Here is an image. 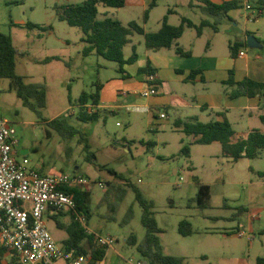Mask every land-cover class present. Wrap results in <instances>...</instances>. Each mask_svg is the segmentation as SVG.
Listing matches in <instances>:
<instances>
[{
  "label": "rangeland",
  "instance_id": "1",
  "mask_svg": "<svg viewBox=\"0 0 264 264\" xmlns=\"http://www.w3.org/2000/svg\"><path fill=\"white\" fill-rule=\"evenodd\" d=\"M12 1L0 0V31L10 34L19 50L17 73L29 83L45 86L47 104L38 116L11 89V80L0 78V117L15 127L16 148L28 151L32 166L43 169L44 174L63 172L88 179L84 189L90 193L89 216L81 225L87 231L92 230L95 236L116 240L110 247L112 263L147 264L136 247L127 243L131 234L137 236L139 243L146 235L141 206L129 183L155 204V217L163 231L160 239L164 254L182 256L187 264H258L259 258L264 259V177L259 174L264 172V156L233 161L223 155L219 142L196 144L194 136L179 130L173 110L168 111L165 119L160 118L162 113L166 114L162 106L151 107L149 112L136 110V106L148 101L135 94L141 91L144 78L139 69L146 66L141 36L137 35L142 41L138 49L140 59L124 66L125 74L129 75L124 79L118 63L97 55H83L82 32L57 18L55 5L63 0H24L21 5L11 4ZM71 1L81 4L84 0ZM190 2L198 3L197 0L162 1L155 16L175 5L179 12L195 21L205 18L199 9L193 12L188 8ZM103 11L101 7V17ZM27 22L53 29L28 30L22 26ZM239 22L242 23L240 18ZM154 25L152 22L151 26ZM230 28L232 34L239 33L234 25ZM185 37L188 39L189 34ZM218 50L227 52L222 45ZM131 54V47L127 46L125 55ZM47 57L61 60L42 63ZM98 84L103 86L104 110L115 112L99 121H79L76 104L80 94L94 91ZM219 89L227 106L224 91L232 92L234 88L219 86ZM119 91L129 94L119 97ZM188 91V88L178 90L182 97ZM55 118L66 119L80 130L88 139L90 150L84 149L79 134L65 138L49 126L48 121ZM216 120L217 115L213 113L212 119H203V122ZM233 128L240 138L249 129L264 131V125L255 116L240 125L234 123ZM149 143H154L150 150ZM186 146L190 149L189 155L183 151ZM181 176L185 181L179 184ZM197 179L211 187L206 209L197 206ZM130 208L133 218L123 224ZM65 216L71 218L69 212ZM45 220L55 240L63 245L68 236L66 230L58 228L47 215ZM183 220L191 223L192 235L180 234L179 223ZM239 231L245 235L238 236Z\"/></svg>",
  "mask_w": 264,
  "mask_h": 264
},
{
  "label": "trees",
  "instance_id": "2",
  "mask_svg": "<svg viewBox=\"0 0 264 264\" xmlns=\"http://www.w3.org/2000/svg\"><path fill=\"white\" fill-rule=\"evenodd\" d=\"M160 0H153L146 10L144 21H147L149 12L156 7ZM198 7L208 19L202 20L196 25L191 19L182 17L179 25H171L168 22V14L162 20V25L158 31L148 32L145 28L135 21L124 25L117 18L103 14L100 16L99 8H122L126 4V0H85L81 4H57L55 10L58 19L65 21L69 26L78 28L82 32L81 41L84 43L82 53L84 56L97 55L105 60L113 61L119 64V72L124 78L129 75L125 74L124 66L134 64L139 55L137 47L132 46V54L129 58H125L124 49L130 43V38L134 34L144 37L145 46L149 50L158 51L161 49L174 48L175 52L183 57L191 56V53L185 51L178 45L177 40L184 34L186 28H195L197 33L201 35L203 28L212 26L218 30V26L225 18H230V12L242 9L247 5H252L257 10V16L264 14V0H227L221 3H215L212 0H197ZM24 0H14L11 4L21 5ZM191 2L190 6H193ZM26 27L30 30L41 29L43 31L51 29L50 27H41L32 22H27ZM250 33H248L249 35ZM242 44V43H241ZM241 44L237 43L231 46L233 55L236 53ZM247 41H244V46ZM20 55L18 49L14 46L13 38L10 34H4L0 31V78H8L11 80V89L21 99L24 106L41 116V110L47 104V91L43 84L29 83L25 77L17 73V56ZM54 60H61L59 57H47L42 63H49ZM140 73L151 75L155 74V70L147 65L139 70ZM199 71H192L191 75H195ZM158 85L161 82L156 80ZM227 85L235 87L231 92L232 98L246 96L249 98L259 97L261 106L264 109V82L256 81L251 78H245L240 82L234 79V71H230V78L226 81ZM102 85H96V89L91 92L83 91L77 101L78 107L76 118L82 122L99 121L100 118L106 119L108 114L115 111H107L99 108L101 99ZM261 123L264 125V114L259 116ZM177 127H182V131L187 135L195 137L196 144H212L219 142L222 145L223 155L231 158L233 161L241 159L255 160L264 156V131L253 129L243 138L236 139V131L228 120L202 122L197 117H192L188 121H179L175 123ZM48 125L59 131L65 138H74L78 134L81 136L80 141L84 144L86 151L90 150V144L86 136L74 126L70 125L66 119L55 118L48 121ZM154 143L148 144V149L153 148ZM184 153L189 155L188 146L183 148ZM90 156V155H89ZM88 156V157H89ZM94 157V155L91 154ZM93 158H88L92 161ZM109 171L116 177L121 175L114 170ZM264 177V172L259 173ZM198 192L196 195L197 206L206 209L211 199V187L201 183L199 179ZM129 186L135 192V199L140 204L142 210L141 222L146 229V235L142 242H138L136 235L131 234L127 239V243L135 246L137 251L142 255L147 264H187L182 256L166 255L163 252L160 234L163 232L159 227L154 213L155 204L144 196L142 191L129 183ZM73 195L76 202V208L68 211L71 215V222L61 227L59 221L57 224L60 228H64L68 233V238L63 245L70 251L75 253H83L88 256L91 264L103 262L106 259L108 247H100L96 243V236L88 233L81 222L78 215H83L86 219L89 216L90 193L81 188L65 189ZM62 212L52 216L57 220ZM133 218V209L130 208L124 217L123 224H128ZM179 232L182 236H190L193 233L191 223L183 220L179 223ZM87 244L84 245L83 242ZM11 256L10 264H19L17 257L13 252L5 247H0V264H3L5 256ZM258 264H264V259L259 258Z\"/></svg>",
  "mask_w": 264,
  "mask_h": 264
},
{
  "label": "crops",
  "instance_id": "3",
  "mask_svg": "<svg viewBox=\"0 0 264 264\" xmlns=\"http://www.w3.org/2000/svg\"><path fill=\"white\" fill-rule=\"evenodd\" d=\"M152 1L153 0H126L125 6L116 9V11H111V8L103 7L104 11L102 12V15L107 14L108 16L117 18L124 25H128L130 22L135 21L142 25L148 32L158 31L162 25L164 16L168 14L169 11L171 12H169L168 15V22L169 24L175 26L180 24L182 17L191 19L196 25H199L204 19H208L213 22V19L208 18L206 15L205 18L202 17L195 21L188 15L179 12L176 8L177 6L175 5L173 8L167 7L166 10L162 12V15L156 17L155 11L159 8L160 3L165 0H160L157 6L151 9L147 21H144L145 12L149 8ZM212 1L215 3H221L227 0ZM61 4L76 3L71 0H63ZM197 4L190 6V2L187 5L192 11L194 9L200 10ZM251 7V9H247L245 6L242 9L231 11L230 18L223 19L222 23L218 26V30H215L212 26H207L203 28L201 35H199L195 28H186L184 34L177 40V43L185 51L191 53V56L189 57L178 55L174 48L161 49L158 51L149 50L145 46L144 37L142 35L134 34L131 36L130 43L127 44L126 47L130 46L132 50V46L135 45L138 53V49L142 47V41L138 39V36H141L143 38V46L145 47L146 66L150 65L155 70L156 78L159 82H161V84L158 85L159 93L155 96L148 97L147 103L138 105L136 108H140V111H146L145 109H147L149 112L151 107H165V118L168 117V111L173 110L175 113V123L179 121H188L192 117H197L203 122V119H212V115L215 113L217 115L216 121H223L226 119L232 126L234 123L240 125L241 123L252 119L253 116L259 118L261 114H264V109L261 106V100L259 97L249 98L246 96H240L238 98H232L230 95L231 92L225 90L224 94L228 100V104L225 106L223 102L224 97L221 93H219V86L231 88L230 85L226 84V81L230 78L231 70L234 71V79L236 82H240L245 78H251L256 81L264 82V14L257 16V10L252 5ZM174 18H177L178 21L176 19L175 22ZM239 18L242 20V23L239 22ZM59 22L65 21L59 20ZM152 22H154L156 26H151ZM231 24L239 29L238 34H232L230 26L233 25ZM22 26L23 28L28 29L26 27V23ZM49 27L51 30L53 29L51 26ZM239 27H242V29ZM33 30L41 29L36 28ZM248 33H250L249 35H254L258 39L260 46L251 49L248 44L245 46L243 45L244 41H247ZM186 34H189L188 39L185 37ZM237 43L242 44L233 55L231 46ZM219 45L226 46L227 52L219 53ZM250 50H252L251 54L249 53ZM241 51H244L246 54L241 56ZM138 55V59H140V54L138 53ZM130 56L125 55V58H129ZM192 71L199 72L195 75H191ZM147 76V74H144L142 86L140 88L141 91L147 87ZM122 78L124 77L122 76ZM178 88H188L189 91L187 94L185 92L183 94L184 97H182L179 95ZM232 88L235 89V87ZM138 93L139 92H136L135 94L139 95ZM128 94L129 93L123 91H119L117 93L119 97L126 96ZM105 107V99L102 91L99 108L105 109ZM230 117H232V120ZM160 118L162 117L160 116ZM177 128L179 130L183 129L182 127ZM251 130L252 129H249L245 135L247 136ZM239 138L240 137L236 134V139ZM16 152L18 158H22L23 156L27 157L28 151L26 149L19 151L16 148ZM40 171L43 173V169H40ZM176 172L177 170H175V173ZM79 188L86 191L84 187ZM67 212H62V215L58 216L57 220H54L52 216L58 214L59 212L50 211L47 216L56 223L58 228H60V226L64 227L71 222V218L69 219L68 216H65ZM57 221H59L60 226L57 224ZM88 233H93V231L89 230ZM67 238L68 236L63 241ZM83 244L86 245L87 242L84 241ZM112 250L117 252L115 248ZM112 255L113 253L109 248L106 259L103 262L113 264ZM62 262L63 264H66L64 261ZM10 263L11 256H5L3 264ZM87 264H91L90 261ZM97 264H102V262Z\"/></svg>",
  "mask_w": 264,
  "mask_h": 264
},
{
  "label": "built area",
  "instance_id": "4",
  "mask_svg": "<svg viewBox=\"0 0 264 264\" xmlns=\"http://www.w3.org/2000/svg\"><path fill=\"white\" fill-rule=\"evenodd\" d=\"M246 8L252 7L247 5ZM245 54L244 51L240 52L241 56ZM156 80L155 74L148 75L147 87L138 94L145 98L157 95L159 89ZM161 117L165 118L166 115L162 113ZM16 133L12 123L0 117V247L13 252L19 264H57L58 261L87 264V255L75 253L58 244L45 217L50 211L75 209L73 195L65 189L84 187L89 184L88 179L63 172L43 174L39 168L31 165L28 157H17ZM184 181L181 176L179 184ZM77 218L80 222L86 221L83 215ZM244 235V231L238 232V236ZM115 242L113 237L96 236V243L100 247L110 248Z\"/></svg>",
  "mask_w": 264,
  "mask_h": 264
},
{
  "label": "water",
  "instance_id": "5",
  "mask_svg": "<svg viewBox=\"0 0 264 264\" xmlns=\"http://www.w3.org/2000/svg\"><path fill=\"white\" fill-rule=\"evenodd\" d=\"M247 44H248L249 48H251V49L257 48L258 46H260V42L258 41V39L254 35H248Z\"/></svg>",
  "mask_w": 264,
  "mask_h": 264
}]
</instances>
